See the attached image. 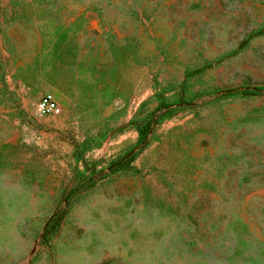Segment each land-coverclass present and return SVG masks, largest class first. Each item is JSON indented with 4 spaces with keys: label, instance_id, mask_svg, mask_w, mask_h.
Returning <instances> with one entry per match:
<instances>
[{
    "label": "rangeland",
    "instance_id": "1",
    "mask_svg": "<svg viewBox=\"0 0 264 264\" xmlns=\"http://www.w3.org/2000/svg\"><path fill=\"white\" fill-rule=\"evenodd\" d=\"M0 264H264V0H0Z\"/></svg>",
    "mask_w": 264,
    "mask_h": 264
},
{
    "label": "built area",
    "instance_id": "2",
    "mask_svg": "<svg viewBox=\"0 0 264 264\" xmlns=\"http://www.w3.org/2000/svg\"><path fill=\"white\" fill-rule=\"evenodd\" d=\"M34 112L37 115H59L62 108L51 92H44L34 104Z\"/></svg>",
    "mask_w": 264,
    "mask_h": 264
},
{
    "label": "trees",
    "instance_id": "3",
    "mask_svg": "<svg viewBox=\"0 0 264 264\" xmlns=\"http://www.w3.org/2000/svg\"><path fill=\"white\" fill-rule=\"evenodd\" d=\"M157 117H159V115H157ZM127 163H128L127 160L118 159V160L114 161V162L111 164V167H112L113 169H117L120 165H122V164H127ZM83 183H84V182H81V183L79 184V186H82ZM79 186H77V187L75 188V190H73V193H76V192L79 191V188H80ZM78 187H79V188H78Z\"/></svg>",
    "mask_w": 264,
    "mask_h": 264
}]
</instances>
